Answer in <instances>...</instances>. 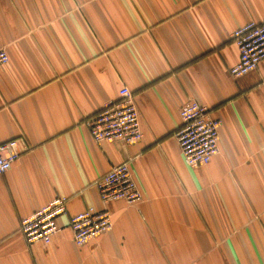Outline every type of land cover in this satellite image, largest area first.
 I'll return each instance as SVG.
<instances>
[{"label":"crops","instance_id":"0c3cea01","mask_svg":"<svg viewBox=\"0 0 264 264\" xmlns=\"http://www.w3.org/2000/svg\"><path fill=\"white\" fill-rule=\"evenodd\" d=\"M264 0H0V264H264V60L234 77L232 32ZM128 87L142 137L95 142L84 123ZM221 120L218 152L182 158L179 107ZM127 162L142 195L110 201L112 229L77 246L69 219L100 208L95 181ZM67 197L49 243L20 220Z\"/></svg>","mask_w":264,"mask_h":264},{"label":"built area","instance_id":"2783aa9c","mask_svg":"<svg viewBox=\"0 0 264 264\" xmlns=\"http://www.w3.org/2000/svg\"><path fill=\"white\" fill-rule=\"evenodd\" d=\"M231 37L239 53L238 60L229 68V73L238 77L256 69L264 60V22L250 20L236 28ZM8 61L7 51L0 49V67ZM178 113L181 125L175 135L184 163L191 168L207 164L218 152L221 120L213 117L205 105L195 100L180 105ZM84 123L95 142L117 140L133 144L142 137L139 111L133 92L128 87H122L118 100L109 102L94 115L84 119ZM20 153L16 138L0 143V174L10 169ZM94 185L101 207L97 209L88 206L69 219L73 241L77 246L112 229V220L105 204L116 200L135 204L142 197L127 162L112 165ZM66 204L67 197L59 195L23 217L20 220V231L26 242L49 243L59 230L57 218L65 214Z\"/></svg>","mask_w":264,"mask_h":264}]
</instances>
